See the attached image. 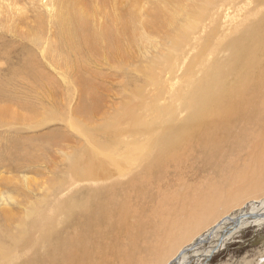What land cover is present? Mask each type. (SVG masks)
<instances>
[{
  "label": "rangeland",
  "instance_id": "374dc122",
  "mask_svg": "<svg viewBox=\"0 0 264 264\" xmlns=\"http://www.w3.org/2000/svg\"><path fill=\"white\" fill-rule=\"evenodd\" d=\"M263 1L139 0L125 53L88 61L93 74L76 76L44 54L59 44L54 0H0V264H23L59 218L58 207L92 184L77 182L89 154L99 169L108 159L131 158L130 167L150 159L154 131L185 116L190 94L230 57V42L264 13ZM198 159L186 161L183 178L206 187L212 171H199ZM167 172L176 176L172 165ZM228 213H240V205ZM230 241L207 264H264V226H248Z\"/></svg>",
  "mask_w": 264,
  "mask_h": 264
},
{
  "label": "bare ground",
  "instance_id": "6f19581e",
  "mask_svg": "<svg viewBox=\"0 0 264 264\" xmlns=\"http://www.w3.org/2000/svg\"><path fill=\"white\" fill-rule=\"evenodd\" d=\"M54 6L59 44L44 54L76 76L93 74L88 61L125 53V34L134 35L140 17L139 0H54ZM235 37L230 57L190 94L185 116L154 129L150 159L149 153L136 167L127 165L131 158L108 159L99 169L89 154L77 182L92 184L58 207L59 218L30 245L23 264H207L246 227L264 226V13ZM192 156L199 171H212L206 187L183 178ZM237 205L240 213L227 214Z\"/></svg>",
  "mask_w": 264,
  "mask_h": 264
}]
</instances>
